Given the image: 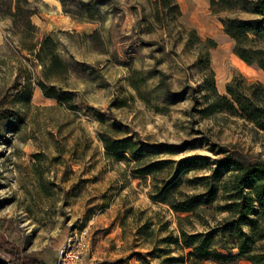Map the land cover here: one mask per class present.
Returning a JSON list of instances; mask_svg holds the SVG:
<instances>
[{
  "label": "rangeland",
  "instance_id": "1",
  "mask_svg": "<svg viewBox=\"0 0 264 264\" xmlns=\"http://www.w3.org/2000/svg\"><path fill=\"white\" fill-rule=\"evenodd\" d=\"M214 1L175 0V18L155 0H0V247L27 264H174L191 251L175 243L180 231L214 233L218 254L234 257L201 264H251L216 231L231 172L217 174L215 161L264 167V132L199 112L206 55L219 95L230 98L235 80L264 85L222 22H249L254 49L264 24L255 0ZM100 136L131 139L145 160L107 155ZM156 161L168 164L155 180L136 176ZM155 182L215 199L197 215L174 213L151 199Z\"/></svg>",
  "mask_w": 264,
  "mask_h": 264
},
{
  "label": "trees",
  "instance_id": "2",
  "mask_svg": "<svg viewBox=\"0 0 264 264\" xmlns=\"http://www.w3.org/2000/svg\"><path fill=\"white\" fill-rule=\"evenodd\" d=\"M155 4L164 14H171L175 18L180 16L175 0H155ZM211 4L215 5V1L211 0ZM254 5L256 14L261 17V24H264V0H255ZM14 10L19 12L17 5L14 6ZM10 16L13 17V14ZM26 16L28 20L31 14L27 13ZM222 26L224 33L235 42L234 53L239 59L247 65L256 64L264 72V48L254 49L249 45V34L253 29L250 23L236 18L224 20ZM45 43L47 44L44 42L35 55L38 60H41L45 53ZM208 45L210 48L215 47V43L211 40H208ZM205 58L206 75L202 87L204 91L202 100L205 106L199 114L203 118L216 113L236 115L264 132V85H246L235 80L226 86V93L230 98L221 96L215 87L208 56L206 55ZM51 61L60 63L54 55ZM46 95L57 99L55 95ZM100 141L107 155L114 158H125L127 155L134 158L137 163L145 160L143 156L145 153L143 150L136 151L137 146L131 139L112 140L100 136ZM199 161L203 166L208 165L206 160L199 159ZM215 163L217 174L224 170L231 172L225 183V189L228 190H225L228 194L226 196L228 203L222 208L229 214V217L225 219V224L216 231L228 233L229 239L233 241L232 248L237 249L239 255L245 257L251 264H264V167L261 165L244 166L237 161L230 160V157L216 160ZM167 164L163 161L143 164L137 168L135 173L140 178L150 176L154 179V174L162 172ZM153 185L154 191L151 199L168 206L174 213L197 215L202 207L211 205L215 199L213 189L206 194L186 195L177 192L175 187H171V183L164 184L163 187H159L156 182ZM181 220L182 218H178V221ZM213 234H188L180 231L179 239L175 243L191 251L185 257H173L169 261L174 264H201L205 261L221 262L233 258L232 254L228 257L218 254ZM220 249L229 250L226 246ZM0 253L3 254V261L6 264H27L19 262L18 250L13 246L9 251L0 247ZM28 264L40 263L32 261Z\"/></svg>",
  "mask_w": 264,
  "mask_h": 264
}]
</instances>
